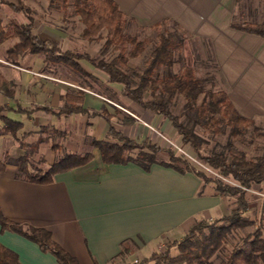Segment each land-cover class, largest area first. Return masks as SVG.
<instances>
[{"label":"crops","instance_id":"1","mask_svg":"<svg viewBox=\"0 0 264 264\" xmlns=\"http://www.w3.org/2000/svg\"><path fill=\"white\" fill-rule=\"evenodd\" d=\"M113 1L129 29L145 31L152 38L172 37L178 64L196 60L191 68L197 78L207 81L210 90L225 93L253 129L264 127V36L239 28L264 24V0ZM189 46L194 47L189 50ZM198 63L202 67L197 71ZM6 98L0 95V105L27 109L15 100L3 102ZM85 101L83 108L97 113L85 108ZM7 115L23 128L32 121L12 112ZM79 118L87 124L97 119L96 123L106 125L98 117ZM92 155L87 165L56 174L47 185L18 180L16 168L7 165L0 173L4 217L49 231L53 242L79 264H130L143 259L140 252L153 244L161 249L181 239L194 221L223 216V198L211 185L198 195L203 183L192 174L159 165L145 172L132 163L104 164L97 149ZM124 242L132 243L129 253L121 255ZM0 244L14 252L20 264H58L36 244L1 227Z\"/></svg>","mask_w":264,"mask_h":264},{"label":"trees","instance_id":"2","mask_svg":"<svg viewBox=\"0 0 264 264\" xmlns=\"http://www.w3.org/2000/svg\"><path fill=\"white\" fill-rule=\"evenodd\" d=\"M14 1L15 3L8 6L15 13L23 15L27 22L11 21L2 26L0 19V44L16 40L6 51V62L15 64L16 59L24 53L40 54L47 64L63 65L83 77L97 80L95 75L84 69L82 62H86L93 69L104 73L109 84L120 86L121 96L130 103L169 121L174 133L181 137L182 144L192 149L216 177L208 176L202 169L169 148H159L146 141L139 144L125 136L112 122L113 114H110L106 107L100 113H92L83 108L84 92L79 89L65 92L62 97L63 104L58 110L43 106L24 109L20 106L11 108L0 105V136L9 134L19 142L23 150V155L18 158L7 156L5 161H0V173L5 172L7 165H12L16 168V179L47 185L53 182L56 174L85 166L93 159L91 152L67 153L55 160L45 171L32 168L28 155L34 151L30 148H34L35 143L25 145L22 142L21 139L29 134L24 133L22 138H19L17 134L23 129V124L8 117V113L26 115L28 118L35 112L67 118L98 117L107 125L106 135L102 140L93 139L90 146L99 151L104 164L132 163L145 172H148L152 165H159L179 174H192L200 179L203 186L198 195L203 194L205 186L211 185L219 197L234 199V204L226 215L215 220L194 221L181 239L166 243L162 251L154 252L148 258L130 264H264V226L254 227V222L245 216L249 208L245 190L264 183V154L255 158L248 157L244 152H212L203 155L200 152L203 140L182 121V116L187 117L189 124H203L205 129L213 127L216 133L228 128L230 134L240 137V140L252 123L236 112L225 93L205 90L203 81L195 76L192 69L171 72L176 45L173 38L159 35L157 45L145 62L143 70L130 74L127 72L128 63L141 55L145 43L124 33L126 18L113 0H48L53 8H63L66 5L72 7L74 15L83 27L82 39L93 41L100 38L104 32L105 48H112L119 54L113 63L62 50L56 40L43 39L35 32L30 11L21 0ZM239 28L264 36V24H247ZM129 45L132 46L131 49H128ZM42 71L51 73L47 67ZM86 84L88 90L95 93L94 88L89 83ZM13 87L12 82L0 75L2 95L12 97ZM173 96L184 100L183 115L174 114L170 109L169 102ZM112 109L115 113H120L117 107L112 106ZM191 113L195 114V119L188 117ZM135 121L132 116H127L123 124L131 125ZM37 145L38 143L35 148ZM56 148L58 145L53 146V149ZM222 179L230 181L233 185ZM0 227L2 231L18 234L36 244L41 252L52 255L58 264H79L74 257L53 242L51 233L47 230L11 222L4 217L1 210ZM130 243L132 242L123 243L121 255L129 253ZM172 250L176 251L174 255L171 254ZM0 264L20 262L14 252L0 244Z\"/></svg>","mask_w":264,"mask_h":264},{"label":"rangeland","instance_id":"3","mask_svg":"<svg viewBox=\"0 0 264 264\" xmlns=\"http://www.w3.org/2000/svg\"><path fill=\"white\" fill-rule=\"evenodd\" d=\"M21 1L30 11L35 32L43 39H54L58 42L62 50H70L77 54H86L97 60L113 63L117 59L119 55L118 52L113 51L112 48H105L104 46V32L101 33L100 38L93 41H87L81 38L83 27L78 17L74 15L70 5H66L63 8H53L50 7L48 0ZM10 3H15V1L0 0V19L2 21V26H5L11 21L26 23L27 19L23 15L15 13L8 6ZM124 33L127 36L136 38L137 41L145 43L144 51L139 57L131 59L127 68V72L130 74L140 73L145 67V62L156 47L158 39L152 38V35L145 31L129 29L126 21ZM15 43L16 40L13 39L0 44V75L6 80H9V77L13 78L12 83L14 85L12 88L14 91L12 95L13 98L10 97L12 99H7V97L6 99H2L3 102H12V100H15L16 102H20V104L27 109L37 106H50L54 110H58V107L63 104L62 97L65 92L77 89L84 90V98L86 99L84 107L97 113H100L102 109L106 107L107 111L113 114L112 122L125 136H128L139 144L146 141L148 144L156 145L159 148H169L194 164L197 168L202 169L208 176L216 177V174L204 165V162L196 156L192 149L182 144L181 137L174 133L169 121L154 116L150 112H145L123 98L120 94V86L117 87L116 85L109 84L107 82L108 78L104 73L93 69L86 62H82L84 69L95 75L97 80L90 77H83L63 65L45 63L44 57L40 54L24 53L16 59L15 64L6 62V51ZM193 47L189 46V50L193 49ZM131 48L132 46L129 45L128 49ZM173 59L175 60L171 67V72L173 73H177L185 68L192 69L191 66L196 64L194 63L196 60L193 62L190 61L191 63L185 61V63H183L184 65L181 63L178 64L176 61V54L173 55ZM46 67L51 73H44L42 71ZM201 67L202 66L198 63L197 71L200 70ZM202 81L205 90H210L209 83L204 80ZM86 83H89L97 94L89 91ZM95 95L97 96L95 97ZM183 104L184 100L181 97L173 96L169 102V107L174 114L183 115ZM112 106L117 107L120 113H115ZM131 115L139 120L131 125H124L123 120ZM22 116L25 120L32 118V121L19 131L17 135L19 138H22L24 133L29 134L21 139L25 145H33L35 143V145H33L35 148L38 143L35 149L33 147L30 148L34 151L28 156L32 168L39 171H45L51 163L64 154L92 153L93 149L90 146L92 140L95 139V137L104 139L107 131V125L103 123L99 125V123H96L97 119H91L93 123L87 124L86 121L81 120L78 116L69 119H56V117L44 112H35L32 114L31 118H28L26 115ZM188 117L191 119L196 118L193 113ZM151 118L153 120H151ZM182 121L189 128L193 129L196 135L203 140L200 151L203 155L212 152H244L248 157L255 158L264 154V127L257 128L256 130L249 127L244 137L240 140V137L231 135L228 128L223 129L220 133H216L213 127L205 129L203 124H189L185 115L182 116ZM58 132L61 134H58ZM0 137V161H5L7 156L15 159L23 154L19 142L14 140L9 134ZM56 145H58V148L53 149V146ZM175 147H178L186 155L178 152ZM222 180L231 183L225 179ZM231 184L233 185V183ZM245 191L249 207L245 216L248 220L254 222V227L260 225L264 226V183L255 185L253 188L246 189ZM223 200L225 204L222 205L223 208L221 212L223 215H226L232 208L234 199L225 198ZM212 216L220 217L216 213H213ZM203 219L209 220L207 218ZM248 229L251 230V228ZM162 250L163 248L157 249L153 244L141 251L139 257L148 258L153 252ZM175 253V250L171 251V254L174 255ZM121 264L126 263L122 262Z\"/></svg>","mask_w":264,"mask_h":264},{"label":"built area","instance_id":"4","mask_svg":"<svg viewBox=\"0 0 264 264\" xmlns=\"http://www.w3.org/2000/svg\"><path fill=\"white\" fill-rule=\"evenodd\" d=\"M175 149L178 151V152H180L181 154H184V155H186L182 150H180L178 147H175Z\"/></svg>","mask_w":264,"mask_h":264}]
</instances>
